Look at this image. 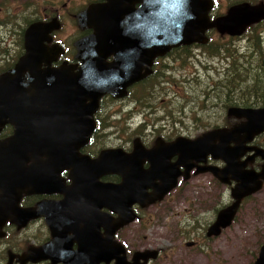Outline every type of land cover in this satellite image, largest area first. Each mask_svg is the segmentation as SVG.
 <instances>
[{"label":"flooded vegetation","instance_id":"flooded-vegetation-1","mask_svg":"<svg viewBox=\"0 0 264 264\" xmlns=\"http://www.w3.org/2000/svg\"><path fill=\"white\" fill-rule=\"evenodd\" d=\"M207 1L209 6L206 1L201 0V10L205 12V23L209 26L204 30L206 41L170 46L164 53L155 54L148 61L150 62L148 64L149 73L128 85L122 96L114 97L110 93L103 94L98 99L97 107L92 114L95 122L94 131L90 134L89 141L78 148L80 154L87 155L91 159L96 158L101 151L108 149H118L124 155L135 153L137 147L146 151L142 152L139 149L135 162L125 161L123 165L128 169L137 168L136 173L132 172L134 176H139L140 168L145 171L142 172L143 176L141 177L143 178L134 182L139 185V188L135 191L131 190L137 196L134 198L133 195H128L127 198L130 202L127 203L125 199L120 203V206L104 201L92 205L91 208L85 204L72 207L68 203H63L67 198L68 201L70 200L69 192L65 193V190L72 184L69 169L62 168L58 172L61 189L57 185L55 188L49 186L52 189L31 190L20 182H16L13 176H8L11 182L7 186H0V264H159V260L165 258L166 252L164 253L163 247L144 245L146 238H144L142 230L149 222L159 217L160 214L157 211L161 210L165 214L166 211L174 207V205H166L164 202L171 201L177 191L181 194L187 189L186 186L191 180L199 178L201 175H207L209 181L207 188L211 190L213 184L215 185L211 190L214 193L209 194L212 199L208 198V201L212 200L221 205L214 214L211 224L216 220L221 209L232 204L234 198L231 191L237 184L232 176H229L228 181L224 182L215 177L211 171L196 172L197 167L202 166L224 168L226 163L221 157H213L207 153L203 160H201L202 158L189 160L186 154L180 157L179 146L169 147L179 140L185 142L193 140L208 131L230 129L245 121L243 117L228 115L230 107L264 108V103L259 101L246 103L242 98H239L232 106L227 107L224 121L199 134L191 135L189 127L184 126V122L181 120L173 117L172 121L170 120L171 122L168 123L163 120L164 116L156 114L160 106L151 103L155 99L153 91L155 83L144 88L145 84L151 82L153 77L158 76L157 80L160 81L162 76L170 85L177 87L175 94L171 92L173 95L168 97V102L174 106L173 110L177 109L176 98L183 100L186 98L185 91L181 93L178 84L181 83V87L184 89L185 84L195 82L198 77L196 74L194 76H190L189 73L184 75L185 64L188 61L194 60L203 67L209 66L208 63L212 62L215 56L224 62L228 61V65H232L234 62L226 59L227 55L221 54V50L217 53L220 44H211V35L233 39L245 37L255 39L249 54L261 57L259 62L264 65V56L261 52L264 51L262 44L264 0ZM106 2L107 0H0V75L13 69L19 58L24 55L26 52L25 36L31 25L36 23H40V31L34 32L35 40L47 50L45 57L48 63L42 60L41 68L66 67L76 73L84 61H96L102 56L106 63H113L117 57H120L123 60L128 59L131 64H141L142 66L143 58L147 59L150 55L144 50L155 46L153 33L167 27L166 25L171 21L168 17H163L164 14L162 17L159 16L158 8L153 6L154 0H122V4L128 9L123 12L120 43L118 41L107 42L106 39L103 42L77 43L92 36L95 33L94 26L100 27L97 18L98 12H89L88 20L80 23L81 12L90 6ZM240 4L261 5L263 14L256 21L244 25L240 34H231L227 30L210 26L211 22L225 17L231 8ZM174 21L177 23L176 20ZM107 47H109V51H104V48ZM115 47L120 51H114ZM83 48L88 52L83 53ZM158 68H161L160 72H158ZM141 72L144 73L145 69H141ZM224 74L227 75V72L225 71ZM149 89L151 91H147ZM252 93L255 96L264 94L258 93L257 90ZM187 104L183 102L182 110H185ZM135 114L139 115V119L133 127L132 120L138 118L134 117ZM129 120L131 121L129 122ZM13 133V124L0 121V145L7 142ZM215 143H218V140ZM229 146L235 147L236 141L230 140ZM257 149L264 150V131L255 134L252 139L244 141L241 148L235 150L234 153L242 169L257 173L262 170L264 158L256 154ZM145 153L152 154L155 159L152 160L144 156ZM188 154L190 155V153ZM41 158L44 162L47 161L45 155H42ZM30 163L31 161H27L26 165H30ZM185 165L192 166L188 171L187 178L184 177ZM1 169L0 166V178L4 174ZM13 171L12 168L11 172L13 173ZM175 173L179 174L176 177L175 186L167 191L162 199L145 203L150 198L149 195L157 191V185H161ZM144 174L148 177L145 181ZM122 175L109 171L100 175L98 180L104 184H119L123 182V177H130L124 173ZM263 188L264 180H262V187L258 191L241 198L238 209L227 227L235 221L244 203ZM7 192L9 194L6 197ZM141 194H143L142 197ZM226 198L227 201L224 202L223 200ZM14 200H16L18 208L17 213H15L14 207L12 209ZM56 203L60 204L56 206ZM39 207L41 208L40 215L27 216L26 210ZM131 216L133 219L125 221ZM35 224H40L39 228L44 229L41 231V235L37 233V236L35 229L30 234L28 233L30 227ZM225 228H221L219 234ZM207 230L208 228L205 229V237L219 236V234L208 236ZM12 238H17L19 244L15 245ZM54 239H56L55 244L51 246L49 243ZM188 243H193L195 246L197 241L193 239ZM48 244L50 246H47ZM45 246L47 247L44 248ZM3 255H5V261Z\"/></svg>","mask_w":264,"mask_h":264},{"label":"water","instance_id":"water-1","mask_svg":"<svg viewBox=\"0 0 264 264\" xmlns=\"http://www.w3.org/2000/svg\"><path fill=\"white\" fill-rule=\"evenodd\" d=\"M204 1L209 6L208 1ZM153 6L158 8L160 17L164 14L163 17H168L171 23L153 33L155 46L144 50L150 55L147 59L143 58L142 66L131 64L128 59L123 60L120 57L113 63H106L102 56L96 61H84L76 73L66 67L41 68L42 60L48 61L45 57L47 50L35 40L34 32L40 31V23L31 25L25 36L26 52L13 69L0 75V121L14 125L13 135L0 145V166L4 172L0 178L1 187L11 182L8 176H13L16 182L31 190L52 189L49 186L55 188L61 183L58 179L59 170L66 168L70 170L72 184L65 190L66 194L69 192L70 200L67 198L63 203L72 207L85 204L91 208L92 205L104 201L120 206L125 199L127 203L130 202L128 195H133L134 198L137 196L133 192L139 185L134 182L143 178L142 172L145 171L139 166V176H134L132 172L136 173L137 168L128 169L123 165L125 161L135 162L136 153L139 149L141 151V148L137 147L135 153L130 155H124L118 149L103 150L94 159L80 154L78 148L89 141V136L94 131L92 114L103 94L122 96L128 85L149 73L148 61L155 54L164 53L170 46L206 41L204 30L209 26L205 23V12L201 10V0H154ZM127 9L122 0H107L104 4L85 9L79 15L80 23L87 21V14L94 11L98 12L100 27L94 26L95 33L77 43L103 42L105 39L107 42L120 43L123 12ZM262 14L261 5L240 4L231 8L225 17L211 22L210 26L227 30L231 34H240L244 25L256 21ZM149 40L152 41L151 38ZM113 49L120 51L116 47ZM104 51H109V47L104 48ZM87 52L88 50L83 48V53ZM141 69H145V72L142 73ZM228 115L243 117L245 121L230 129L208 131L193 140H179L169 147L179 146L180 157L186 154L189 160H203L207 153L213 157H221L226 163L224 168L202 166L197 167L196 172L211 171L221 181L227 182L229 176L237 181L231 191L234 201L218 212L216 220L208 227V236L218 235L221 228L227 227L238 209L241 198L258 191L264 180V166L258 173L244 170L234 153L241 148L244 141L264 131V108L230 107ZM217 140L218 143H215ZM230 140L236 141L235 147L229 146ZM256 154L264 158V150L257 149ZM42 155H45L49 162H44ZM144 156L155 159L149 153ZM27 161H31L30 165H26ZM193 164L192 166L195 165ZM192 166L185 165V178L188 177ZM12 168L14 174L11 172ZM109 171L118 172L120 175L124 173L130 177H123V182L119 184L100 183L99 176ZM178 175L175 173L173 177L157 185V191L149 195L150 198L145 203L162 199L163 195L175 186ZM147 179L144 174V181ZM59 188L61 189L60 186ZM9 192L5 194L6 197ZM13 207L17 213L16 200L13 201L12 209ZM26 212L27 216L36 217L41 214V208L28 209ZM131 219L132 216L125 221ZM55 241L56 239L49 244L54 246ZM49 244L47 246H50ZM252 264H264V244Z\"/></svg>","mask_w":264,"mask_h":264},{"label":"rangeland","instance_id":"rangeland-1","mask_svg":"<svg viewBox=\"0 0 264 264\" xmlns=\"http://www.w3.org/2000/svg\"><path fill=\"white\" fill-rule=\"evenodd\" d=\"M210 37L211 44H220L217 53L221 50V54L227 55L226 59L234 62L228 65V61L224 62L215 56L208 63L209 66L203 67L194 60L188 61L184 75L189 73L190 76L196 74L198 77L195 82L185 84L184 89L181 83L178 84L179 91H185L186 98H176L177 109L173 110V104L168 102V97L177 91L176 85H170L162 76L160 82L157 80L158 76H155L144 86L145 88L155 83V99L151 103L160 106L156 114L164 116L163 120L168 123L173 117L181 120L184 126L189 127L191 135L199 134L224 121L227 107L232 106L235 100L242 98L249 103L264 95V65L259 62L261 57L249 54L255 39H233L218 35ZM262 38L264 46V34ZM261 52L264 56V51ZM192 57L196 58L194 55ZM160 71L161 68H158V72ZM225 71L227 75L224 74ZM254 90L262 95L255 96L252 93ZM183 102L188 103L185 110H182ZM138 119L139 117L132 120L133 127ZM208 182L207 175L191 180L184 192L179 194L177 191L171 201L164 202L174 207L165 214L161 210L157 211L159 217L144 226V245L163 247L164 253L166 252L159 264H252L258 256L259 249L264 244V188L244 203L235 221L219 236L207 238L205 229L221 206L212 200L208 201V198L212 199L209 194L215 186L213 184L210 190L207 188ZM223 201L226 202L227 198ZM39 226L40 224L33 225L28 233L35 229L36 235H41L44 229ZM176 229L178 231H174ZM193 239L197 241L195 246L188 243ZM12 242L19 244L17 238H12ZM3 257L5 261V255Z\"/></svg>","mask_w":264,"mask_h":264},{"label":"trees","instance_id":"trees-1","mask_svg":"<svg viewBox=\"0 0 264 264\" xmlns=\"http://www.w3.org/2000/svg\"><path fill=\"white\" fill-rule=\"evenodd\" d=\"M258 100H259V102L264 103V98H262V97H258L257 99H255L253 101H258Z\"/></svg>","mask_w":264,"mask_h":264}]
</instances>
